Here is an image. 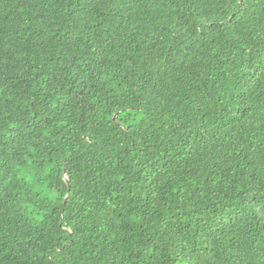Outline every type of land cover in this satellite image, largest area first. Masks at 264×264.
Instances as JSON below:
<instances>
[{
	"label": "trees",
	"instance_id": "16d2710c",
	"mask_svg": "<svg viewBox=\"0 0 264 264\" xmlns=\"http://www.w3.org/2000/svg\"><path fill=\"white\" fill-rule=\"evenodd\" d=\"M0 264H264V0H0Z\"/></svg>",
	"mask_w": 264,
	"mask_h": 264
}]
</instances>
